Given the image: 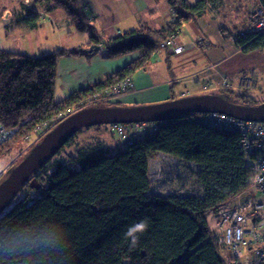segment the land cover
Listing matches in <instances>:
<instances>
[{
  "label": "trees",
  "instance_id": "trees-1",
  "mask_svg": "<svg viewBox=\"0 0 264 264\" xmlns=\"http://www.w3.org/2000/svg\"><path fill=\"white\" fill-rule=\"evenodd\" d=\"M32 2H45L47 10L61 9L73 28L88 33L89 44L100 42L78 0ZM168 2L175 15L166 28L129 30L103 44L109 57L140 51L137 59L58 101L53 96L57 58L67 53L79 55L82 50L30 57L0 49V124L12 135L8 144L0 146V154L64 109L129 78L160 49L162 40L180 31L184 21H194L224 4V0ZM19 7L26 26L37 27L38 13L23 3ZM256 7L264 10V0H258ZM233 43L242 53L263 50L264 32L237 34ZM219 95L242 105L264 101H255L247 90L236 88L221 89ZM199 114L165 120L153 137L119 150L111 151L97 141L77 151L73 168L56 163L47 172L45 165L50 158L46 160L32 175L39 188L29 185L30 176L0 213V264H234L210 236L206 216L247 187L248 172L238 149V134L187 119ZM156 151L202 166L199 179L205 188L203 201L194 195L147 193V162ZM32 191L39 196L34 198ZM21 192L27 194L18 199ZM140 223L146 227L133 233V242L128 232Z\"/></svg>",
  "mask_w": 264,
  "mask_h": 264
},
{
  "label": "crops",
  "instance_id": "crops-1",
  "mask_svg": "<svg viewBox=\"0 0 264 264\" xmlns=\"http://www.w3.org/2000/svg\"><path fill=\"white\" fill-rule=\"evenodd\" d=\"M187 1L194 4L197 0ZM78 2L88 8L85 12L96 29L101 47L89 44L88 33L73 28L69 18L59 8L47 10L45 2L34 4L32 0L30 5H25L22 0H0L1 50L23 53L30 57L45 56L57 50H82L79 55L67 53L57 58L53 92L57 101L69 93L103 80L141 54L138 51L112 58L104 49V43L137 28L160 31L169 25L174 13L168 0ZM21 3L38 13L40 18L37 27L29 29L22 21L24 13L19 7ZM257 4L258 0H224V6L217 9L218 12H208L194 21H184L176 34V42L182 44L183 52L172 55L163 49L155 51L146 64L129 77L134 83L133 91L121 97L117 103L152 104L205 94L209 90L218 91L215 94H219L223 89L224 78L232 79L246 70H254V87L258 88V92L264 93V85L258 84V80L264 81V49L242 53L233 43L238 30L250 25V16ZM230 8L233 10L229 14ZM199 37L205 39L204 47L193 45ZM252 92L253 90L251 95L254 96ZM86 129L77 132L67 144L79 142L80 132ZM102 129H94L97 130L94 133L98 137L90 141L91 145L88 147L98 141L108 149L118 150L120 143L116 142L114 136L106 139L101 137L99 130ZM224 253L226 257L230 255L227 251Z\"/></svg>",
  "mask_w": 264,
  "mask_h": 264
},
{
  "label": "built area",
  "instance_id": "built-area-1",
  "mask_svg": "<svg viewBox=\"0 0 264 264\" xmlns=\"http://www.w3.org/2000/svg\"><path fill=\"white\" fill-rule=\"evenodd\" d=\"M22 1L25 5L31 3V0ZM84 9L88 10L86 6ZM174 15L175 12L171 20ZM250 20V25L238 30V34L246 31L264 32L263 8L256 7ZM176 37V34H172L162 40L159 44L160 50H166L172 55L181 54L183 46L176 42ZM96 44L101 47L100 43ZM193 45L198 48L204 47L205 39L199 37ZM253 75L254 72L251 70L244 71L232 79L224 78L223 82L227 87H232L234 84L248 87L254 81ZM133 89L134 83L127 78L113 88L94 94L92 99L96 102L105 99L114 101L128 95ZM82 100V103H90L91 99ZM80 107L73 105L64 109L52 119L36 126L33 133L44 136L60 120ZM187 119L201 122L220 131L238 134V149L244 162L243 167L248 172L247 187L225 203L218 205L215 212H209L206 220L213 241L230 254L234 264H264V122L243 121L217 112L201 113L194 117H187ZM164 122L152 120L107 123L102 127L104 131L110 132L122 147H126L137 141L153 137ZM11 136L10 131L0 124V146ZM147 165L146 175L150 182L148 194L177 197L194 195L200 201L205 198V188L200 186L199 173L202 171V166L199 163L185 160L178 155L156 151L154 157L148 159Z\"/></svg>",
  "mask_w": 264,
  "mask_h": 264
},
{
  "label": "water",
  "instance_id": "water-1",
  "mask_svg": "<svg viewBox=\"0 0 264 264\" xmlns=\"http://www.w3.org/2000/svg\"><path fill=\"white\" fill-rule=\"evenodd\" d=\"M210 112L227 114L243 121L264 122V101L253 106L242 105L230 103L222 95L210 93L188 95L159 103L140 104V106H90L77 110L45 133L23 159L9 169L8 175L0 180V213L38 167L54 156L69 138L83 127L152 120L164 122L187 113ZM29 181L32 188H39L40 183L35 176Z\"/></svg>",
  "mask_w": 264,
  "mask_h": 264
},
{
  "label": "rangeland",
  "instance_id": "rangeland-1",
  "mask_svg": "<svg viewBox=\"0 0 264 264\" xmlns=\"http://www.w3.org/2000/svg\"><path fill=\"white\" fill-rule=\"evenodd\" d=\"M224 6V4H223ZM256 7H254L255 9ZM233 10V9H229V14H230V11ZM86 11V10H85ZM232 12V11H231ZM246 71H250V70H246ZM254 72V70H251ZM253 78H254V81L252 82V84H250L248 87H242V86H233L234 88L238 89V90H241V91H244V90H247L249 92V94L251 95V91L253 90V95L252 96L255 101L257 100H262L264 98V93H260L258 92V88H255L254 85L256 84L255 83V72H254V75H253ZM264 78V77H263ZM258 84L263 86L264 85V81H259L258 80ZM233 87H227L225 86L224 82H222V88L223 89H233ZM255 88V89H254ZM216 92L218 91H210L209 92H205V94H215ZM93 96L89 99L90 100V103H82L83 100H81L80 102L74 104L75 107H80V109H77V110H81L82 108H85V107H90V105L92 106H98V107H105V106H121V107H128V106H140V104H148V103H140L138 105H135V104H132V103H117L119 99H116L114 101L112 100H109V99H105V100H101V101H95V99H92ZM95 101V102H94ZM117 103V104H116ZM102 129V128H101ZM97 130H84L83 132H80V138L78 139L79 142H74L72 144H66L65 146H63L62 148H60V150L50 158V160L48 161V163H46L45 165V169L47 170V172H50L52 170V166L56 163H64L66 164V166L70 167V168H73L76 166V164H73L74 163V160L75 159V155L77 153V151H80L81 148L83 147H86L88 145H91L90 144V141L92 142L95 137H98V135H96V132ZM100 133H101V137H104L105 139L107 137H110V136H113L110 132H106L104 131L103 129L102 130H99ZM106 132V133H105ZM12 137V136H11ZM11 137L8 139L10 140ZM42 136H39V134H34L33 132L28 134L27 136H25L24 139H21L19 141H16L15 143H13L12 146H10V148H6L5 149H2V152L0 154V180L7 176L8 175V171L9 169L13 168L15 164H17L20 160L23 159V157L25 156V154L33 147V145L35 143H37V141L39 139H41ZM112 139V138H111ZM6 141L5 143L9 142V141ZM117 142V141H116ZM4 143V144H5ZM8 144V143H7ZM122 148L121 144L119 145V148L118 150ZM111 151H115L114 149H112ZM33 197H38L39 194L32 191L31 192ZM27 193L26 192H21V194L18 196V199L20 198H23Z\"/></svg>",
  "mask_w": 264,
  "mask_h": 264
},
{
  "label": "clouds",
  "instance_id": "clouds-1",
  "mask_svg": "<svg viewBox=\"0 0 264 264\" xmlns=\"http://www.w3.org/2000/svg\"><path fill=\"white\" fill-rule=\"evenodd\" d=\"M145 227H146L145 224L140 223L135 228L129 230L128 235L133 237V242L135 241V237H134L133 233H135L137 231H142Z\"/></svg>",
  "mask_w": 264,
  "mask_h": 264
}]
</instances>
